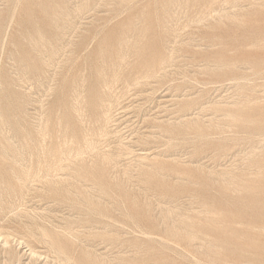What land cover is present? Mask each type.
Returning <instances> with one entry per match:
<instances>
[{
	"label": "rangeland",
	"instance_id": "374dc122",
	"mask_svg": "<svg viewBox=\"0 0 264 264\" xmlns=\"http://www.w3.org/2000/svg\"><path fill=\"white\" fill-rule=\"evenodd\" d=\"M81 76L88 99L113 94L99 122L68 108ZM0 144L3 193L25 195L8 231L41 255L22 245L13 264H61L39 233L70 227L59 239L83 264H264V0H0ZM79 146L95 155L75 161ZM57 149L55 185L16 183L26 152Z\"/></svg>",
	"mask_w": 264,
	"mask_h": 264
},
{
	"label": "bare ground",
	"instance_id": "6f19581e",
	"mask_svg": "<svg viewBox=\"0 0 264 264\" xmlns=\"http://www.w3.org/2000/svg\"><path fill=\"white\" fill-rule=\"evenodd\" d=\"M11 2H13V1H11ZM10 2V3H11ZM236 2V1H235ZM14 3H17V1L16 2H14ZM14 3H13V5H14ZM12 4V3H11ZM15 7V5L13 6V8ZM12 8V10H15L16 9V7L13 9ZM11 10V9H10ZM8 12H9V10H8ZM12 12V11H11ZM14 13H15V11H13ZM10 15H12V13L10 14ZM14 15V14H13ZM13 17V16H9V20L11 19V18ZM56 17V16H55ZM54 22V21H53ZM59 26V25H58ZM41 37V36H40ZM38 38V37H37ZM42 38V37H41ZM40 38V39H41ZM43 40V39H42ZM126 41V40H125ZM45 43V42H44ZM49 43V42H48ZM41 46L42 47H44V45H42L41 44ZM48 46H51V45H48ZM121 46V45H120ZM44 49V48H43ZM57 50V49H56ZM60 50V49H59ZM34 51H36V50H34ZM45 51V50H44ZM102 51V50H101ZM56 52V51H55ZM125 52V51H124ZM41 53V52H40ZM39 53V51H38V54H40ZM54 53V52H53ZM52 53V54H53ZM57 53V52H56ZM51 54V53H50ZM126 54V53H125ZM40 55H42V57H44V55L41 53ZM115 55V54H114ZM38 56V55H37ZM50 56H52V55H50ZM78 56V55H77ZM39 57H41V56H39ZM47 57V56H46ZM46 57H45V60H48V59H46ZM53 57V56H52ZM54 57H57V56H54ZM59 57V56H58ZM119 57V56H118ZM169 58V57H168ZM44 59V58H43ZM43 59H42V62H44L43 61ZM51 59V58H50ZM77 59V58H76ZM119 59H122L121 57L119 58ZM73 60V59H72ZM159 60H161V59H159ZM50 61H52V60H50ZM54 61H55V59H54ZM57 61V60H56ZM55 61V62H56ZM64 61V60H63ZM66 61V60H65ZM75 61V60H74ZM74 61H72V63L74 62ZM162 61V60H161ZM104 62V61H103ZM157 62V61H156ZM163 63H164V61H162ZM162 62H159V63H162ZM50 63H52V62H50ZM54 63V62H53ZM62 63V62H61ZM75 63V62H74ZM73 63V64H74ZM102 63V62H101ZM56 64V63H55ZM71 64V63H70ZM85 64V63H84ZM113 63H111V65H112ZM48 65H49V61H48ZM53 65V64H52ZM109 65V64H108ZM162 65V64H161ZM223 65V64H222ZM84 66V65H83ZM113 66H114V64H113ZM116 66V65H115ZM24 67V66H23ZM46 67H48V66H46ZM68 67H69V65H68ZM72 67V65L70 66V68ZM117 67V66H116ZM87 68V67H86ZM107 68H109V67H107ZM67 69V68H66ZM157 69V68H156ZM152 70V69H151ZM153 70H154V68H153ZM161 70V69H160ZM159 70V71H160ZM65 71V70H64ZM115 71V70H114ZM119 71V70H118ZM66 73H68L67 72V70L65 71ZM83 72H84V70H83ZM98 72V71H97ZM161 72V71H160ZM71 73V72H70ZM137 74H139L138 72H137ZM137 74H135V75H137ZM56 75V74H55ZM73 75V74H72ZM81 75H83V73H81ZM117 75V74H116ZM116 75H115V77H116ZM153 75H154V73H153ZM66 76V74H64V77ZM69 76V75H68ZM101 76V75H100ZM70 77V76H69ZM98 77V76H97ZM143 77H144V75H143ZM154 77V76H153ZM65 78H67V77H65ZM102 78V77H101ZM149 78V77H148ZM148 78H146V79H148ZM28 79V78H27ZM113 79V78H112ZM141 79V78H140ZM144 79V78H143ZM20 80V79H19ZM65 80V79H64ZM99 80V79H98ZM37 81V80H36ZM107 81V80H106ZM116 81V80H115ZM139 81V79L138 80H135L134 82V84H136L137 82ZM102 86H104V87H109L111 84H114V81H108V82H104L103 80H102ZM139 83V82H138ZM24 85V84H23ZM62 85V84H61ZM116 85V84H115ZM114 85V86H115ZM133 85V84H132ZM137 85V84H136ZM134 86V85H133ZM132 86V87H133ZM129 87V86H128ZM98 88V87H97ZM105 89V88H104ZM107 90H108V88H106ZM105 89V90H106ZM125 89V88H124ZM116 90V89H115ZM115 90H114V92H115ZM100 91H103V90H100ZM111 93V90H109V92L108 93H105V95L103 94V95H101V96H99V97H97V98H94V96H92L91 97V99H88L87 98V95H86V90H85V80H84V78H83V76H81L78 80H76V78H75V80H73V82H72V87H71V89H70V93H69V99H70V106L68 105V108L70 107V109L69 110H71L72 111V115L78 120V121H80L81 122V124H82V121L83 120H85L84 118L90 113H94V115H98V113H100V116H96V119H95V117H94V121H93V123H95V122H99V118L101 117V115H102V113H103V115L107 112V113H110V112H108V111H110V110H108L107 109V106L105 107L104 105H103V103L105 104V103H110V99H109V97H110V94ZM112 94V93H111ZM99 95V94H98ZM113 95V94H112ZM68 97V96H67ZM96 97V96H95ZM135 97V96H134ZM115 98V97H114ZM117 98V97H116ZM120 98H122V96L120 97ZM119 98V99H120ZM63 100H64V98H63ZM116 100V99H115ZM114 100V102H116ZM65 101V100H64ZM63 101V102H64ZM69 101V100H68ZM40 103V102H39ZM67 103V102H66ZM112 103V102H111ZM116 104H117V102H116ZM120 104V103H119ZM125 104V103H124ZM216 104V103H215ZM63 105H66V104H63ZM107 105H109V104H107ZM212 105V104H211ZM67 106V105H66ZM66 106H64L65 108H66ZM110 107H111V105H110ZM110 107H108V108H110ZM113 107H114V105H113ZM118 107V106H117ZM128 107V106H127ZM134 107V106H133ZM122 108V107H121ZM114 109V108H113ZM65 110V112H66V109H64ZM108 110V111H107ZM115 110H117L116 108H115ZM68 111V110H67ZM69 112V111H68ZM67 112V113H68ZM69 114H70V112H69ZM193 114V113H192ZM230 113H227L226 115H229ZM63 115V114H62ZM68 114H66V116H67ZM119 115V114H118ZM65 116V115H64ZM108 116H110V115H108ZM107 116V117H108ZM111 116H113V115H111ZM233 116V115H232ZM232 116H228V117H231L232 118ZM236 117H238L237 115H235ZM56 117V116H55ZM68 117V116H67ZM89 117V116H88ZM106 117V116H105ZM234 117V116H233ZM73 118V117H72ZM110 118H112V117H109V119ZM48 119H50L49 117H48ZM90 119V118H89ZM55 120V119H54ZM105 120H106V118H105ZM111 120V119H110ZM118 120V119H117ZM159 120V119H158ZM175 120V119H174ZM59 121H60V119H59ZM87 121V120H86ZM107 121V120H106ZM115 121V120H114ZM113 121V122H114ZM169 121V120H168ZM236 121H238V120H236ZM53 122V121H52ZM107 122H110V124L112 123L111 121H107ZM117 122V121H116ZM115 122V123H116ZM182 122V121H181ZM39 123V122H38ZM88 123V122H87ZM104 124H105V122H103ZM58 124V123H57ZM102 124V123H101ZM38 125V124H37ZM45 125H47V124H45ZM44 125V126H45ZM59 125V124H58ZM57 125V126H58ZM88 125V124H87ZM99 125V124H98ZM106 125H108L107 123L105 124V126ZM9 126V125H8ZM66 126V125H65ZM91 126V125H90ZM105 126L103 127V128H105ZM21 127V126H20ZM46 127V126H45ZM59 128V127H58ZM65 128V127H64ZM93 128V127H92ZM98 128H100V127H98L97 126V129ZM103 128H101V130L100 131H103ZM23 129H25L24 127H23ZM22 129V130H23ZM40 129H42V128H40ZM40 129H38L37 130V132L40 130ZM54 129V128H53ZM66 129V128H65ZM87 129V128H86ZM89 129H90V127H89ZM96 129V128H95ZM154 129V128H153ZM29 130V129H28ZM43 130V129H42ZM106 130H107V128H106ZM6 131H7V129H6ZM10 131V130H9ZM19 131V130H18ZM24 132H25V130H23ZM27 131V130H26ZM44 131V130H43ZM105 131V130H104ZM119 131V130H118ZM19 132H21V131H19ZM40 132V131H39ZM98 132V131H97ZM174 132V131H173ZM7 133V132H6ZM83 133V132H82ZM95 133V132H94ZM103 133V132H102ZM100 134L101 136L103 135V134ZM105 133V132H104ZM22 134V133H21ZM37 134V133H36ZM40 134V133H39ZM85 134V133H84ZM93 134V133H92ZM91 134V136H93ZM106 134H107V131H106ZM115 133H113V135H114ZM119 134V133H118ZM38 135V134H37ZM43 133H42V137H43ZM83 135V134H82ZM99 134L97 135V137L99 138V137H101ZM147 135V134H146ZM149 135V134H148ZM40 136H41V134H40ZM88 136V135H87ZM87 136L85 135H83L82 137H81V139H82V141H83V143H85V144H87L88 146H90L89 145V137L91 138V136H89L88 138H87ZM104 136H105V134H104ZM104 136H102V137H104ZM153 136V135H152ZM41 137V138H42ZM75 137V136H74ZM101 137V138H102ZM2 138V137H1ZM24 138L27 140V143H26V140H25V144H26V147H27V149H28V151H29V148H31V145H33V144H31V145H29L28 144V142H30L31 141V138L29 137V134H24ZM35 138V137H34ZM40 138V137H39ZM62 138V137H61ZM147 138V137H146ZM154 138V137H153ZM166 138V137H165ZM64 139V138H63ZM72 139V138H71ZM74 139V138H73ZM77 138L75 137V140H76ZM100 139V138H99ZM132 139V138H131ZM4 140V139H3ZM7 140V139H6ZM24 140V139H23ZM43 140V139H42ZM57 140H58V138H57ZM57 140H54V141H56V143H57ZM5 141V140H4ZM36 141V140H35ZM34 141V142H35ZM51 141V140H50ZM52 141H53V139H52ZM51 141V142H52ZM71 141V140H70ZM91 141H93V140H91ZM121 141V140H120ZM7 142V141H6ZM5 142V143H6ZM32 142H33V139H32ZM36 142H38V140L36 141ZM43 142V141H42ZM72 142H74L73 140H72ZM71 142V143H72ZM78 142V141H77ZM98 142V141H97ZM21 143V142H20ZM39 144H40V142H38ZM37 143V146L39 145ZM53 143V142H52ZM63 143V142H62ZM70 143V144H71ZM79 143V142H78ZM121 143V142H120ZM126 143V142H125ZM10 143H8V145H9ZM13 144V143H12ZM50 144V143H49ZM48 144V145H49ZM70 144H68V145H70ZM84 144V145H85ZM91 144V143H90ZM117 144V143H116ZM1 145V144H0ZM3 145V144H2ZM21 145V144H20ZM34 145H36V143L34 144ZM46 145V144H45ZM52 145H54L55 146V144H51V146H49V148L50 147H52ZM57 145V144H56ZM77 145V144H76ZM81 145V144H80ZM83 145V144H82ZM119 145V144H118ZM36 146V147H37ZM43 146H44V144L42 145V148H43ZM87 146V147H88ZM92 146H95V145H92ZM92 146H90V147H88V148H90V149H94L95 147H92ZM14 147V146H13ZM17 147V146H16ZM20 147V146H19ZM22 147V146H21ZM45 147V146H44ZM56 147V146H55ZM63 147V146H62ZM97 147V146H96ZM121 147H122V145H121ZM34 148H35V146H34ZM34 148H33V150H34ZM52 148H54V147H52ZM52 148H51V150H52ZM57 148V147H56ZM66 148V147H65ZM69 148V147H68ZM84 148H86V147H84ZM119 148V147H118ZM1 149H3V148H1ZM17 149V148H16ZM36 149V148H35ZM43 149H46V148H43ZM63 149V148H62ZM67 149V148H66ZM66 149H64L65 151H66ZM72 149H74V148H72ZM126 148H124V150H125ZM127 149H129V148H127ZM6 150V149H5ZM20 150H21V148H20ZM19 149H18V151H20ZM32 150V149H31ZM38 150V149H37ZM42 152H40V154L41 153H43L44 152V150H42V149H40ZM49 150L50 149H48V152H49ZM50 150V151H51ZM54 150V149H53ZM68 150L69 149H67V152H68ZM70 150H71V148H70ZM83 150V146H79V147H76L74 150H73V152H74V154L75 155H77V157L79 158H81V156L82 155H84L83 153H85L86 154V152L88 151V149L85 151V152H83L82 151ZM95 150H96V148H95ZM12 151V150H11ZM10 151V152H11ZM22 151V150H21ZM23 151H24V148H23ZM22 151V152H23ZM36 151V150H35ZM47 151V150H46ZM92 151L93 150H90V152H88V153H92ZM98 151V150H97ZM100 151V150H99ZM125 151H127V150H125ZM6 152V151H5ZM26 152V151H25ZM36 152H38V151H36ZM47 152V153H48ZM54 152H56V151H54ZM53 152V153H54ZM59 152V153H58ZM82 152V153H81ZM94 152V151H93ZM20 153V155L22 154L21 152H19ZM26 153H28V156H27V158L28 157H30L29 158V160L31 161H29L30 163H28L27 165H29V164H31V165H29V166H25V164L23 165V168H20L21 167V165H20V169H23L22 171H21V174H20V176L18 177V176H15L16 178V183L17 184H19V185H22V184H25V182L26 183H28L29 184V182L28 181H35V179H36V181L37 182H32V184H34V183H39V182H42L43 180H44V178H46L45 180H47L46 181V183L49 181V179H51V178H49L50 176H53V173L54 172H56L57 170H60V171H57V172H62L61 171V167H63V166H61V165H59L60 163L59 162H61V158L62 157H64L65 155H66V152H65V154H64V152L62 153H60V150H58L57 149V152L56 153H58L57 155H55V154H51V156L52 157H50V158H52V161L50 162L49 160H45L44 161V163H42L41 162V160H37V161H34L32 158H33V152H26ZM46 153V152H45ZM51 153H52V151H51ZM88 153L86 154V155H88ZM102 153V152H101ZM110 153V152H109ZM35 154V153H34ZM68 154H70L69 152H68ZM110 154H112V153H110ZM110 154H109V156H110ZM130 154V153H129ZM5 155H7L6 153H5ZM42 155V154H41ZM46 155V154H45ZM49 155V154H48ZM72 156H74L73 154H71ZM79 155V156H78ZM94 155H95V152H94ZM8 156V155H7ZM19 156V155H18ZM58 156V157H57ZM72 156H70L69 158L70 159H73V157ZM85 156V155H84ZM91 156V155H90ZM113 156V155H112ZM124 156V155H123ZM11 156L9 155V158H10ZM13 157V156H12ZM16 157V156H15ZM34 157H38L39 158V155L38 156H34ZM57 158L58 159V164L55 162L56 160L54 159V158ZM67 157V156H66ZM83 157V156H82ZM106 157H108V156H105V158ZM0 158H1V156H0ZM5 157L3 156L1 159H4ZM18 158H20V156L18 157ZM22 158H24V157H22ZM44 158H46V157H44ZM43 158V159H44ZM60 158V159H59ZM76 158V157H75ZM80 158L79 159H74L75 161L76 160H80ZM111 159H112V157H110ZM109 158V159H110ZM142 158H143V156H142ZM141 158V159H142ZM13 159V158H12ZM70 159H65L64 158V160L66 161H69ZM83 159H84V157H83ZM83 159H81V161L83 160ZM101 159H103L102 158V156H101ZM108 159V160H109ZM144 159V158H143ZM5 160V159H4ZM17 160V159H16ZM20 160V159H19ZM24 161H27V160H25V159H23ZM22 160V161H23ZM55 160V161H54ZM60 160V161H59ZM63 160V159H62ZM90 160V159H89ZM107 160V159H106ZM6 161V160H5ZM21 161V162H22ZM23 161V162H24ZM72 162H74L73 160H71ZM71 161H69V163L70 164H72L71 163ZM80 161V162H81ZM34 162H36V163H34ZM77 162H79V161H77ZM86 162V161H85ZM112 162V161H111ZM10 163H12L11 161H10ZM83 163V162H82ZM102 163V162H101ZM18 164V163H17ZM34 164H36V165H39L38 167H33L34 166ZM65 164V163H64ZM68 164V163H67ZM76 164V163H75ZM81 164V163H80ZM88 164V163H87ZM115 164V163H114ZM1 165V164H0ZM6 165V164H5ZM16 165V164H15ZM33 165V166H32ZM90 165V164H89ZM94 165V164H93ZM25 166V167H24ZM73 166H74V164H73ZM76 166H78V167H80L79 165H76ZM75 166V167H76ZM91 166V165H90ZM66 167V166H65ZM64 167V168H65ZM67 167H69V166H67ZM66 167V168H67ZM70 167H72V166H70ZM104 167V166H103ZM43 168H44V170H43ZM64 168H62L63 169V172L62 173H64V174H66V170H64ZM84 167H82V169H83ZM114 168V167H113ZM81 169V170H82ZM127 169V168H126ZM77 170V169H76ZM12 171V170H11ZM43 171V172H42ZM65 171V172H64ZM68 171V170H67ZM74 171V170H73ZM72 171V172H73ZM128 171V170H127ZM42 172V174H40ZM57 172H56V175H57ZM76 172V171H75ZM69 174H70V172H68ZM124 173V172H123ZM14 174V173H13ZM59 174V173H58ZM3 175V174H2ZM56 175L54 176V177H56ZM71 175V174H70ZM75 175H78V173L77 174H75ZM14 176V175H13ZM66 176V175H65ZM71 176H73V174L71 175ZM10 177V176H9ZM53 177V178H54ZM59 177H60V174H59ZM3 178V177H2ZM2 178L0 177V264H13V263H16V261H18V257H19V251H18V249L19 248H21L22 247V245L23 246H26L27 247V249H26V247L24 248V249H26V251H28V254L31 256V257H36V258H39L41 255L39 254V256L37 255L38 253H35V251H34V249L26 242V241H23V240H20V238L18 237V235L17 234H15L14 232H10V231H8V227H9V225H8V223H9V221L10 220H12L11 218H13L15 215H13V217H11L10 216V218L8 217V214L9 213H11V215H12V212H13V210L15 209L16 210V208L18 209L19 208V205H18V201H19V199L21 200L22 198H20V195H21V193L19 192V191H16V189H14V188H12V189H8V190H10V191H6V193L4 194L3 193V190L5 189L4 187V185H3V181H2ZM11 178H13V177H11ZM39 178H43V180L42 179H39ZM53 178H52V182L51 183H53L54 185H55V181H53ZM56 178H58V177H56ZM61 178V177H60ZM67 178H68V176H67ZM67 178H65V179H67ZM75 178V177H74ZM93 178V177H92ZM14 179V178H13ZM15 179H14V181H15ZM37 179H39L40 181L38 182V180ZM70 179V178H69ZM72 179V178H71ZM42 180V181H41ZM55 180H58V179H55ZM60 180V179H59ZM63 180V179H62ZM62 180H60V181H62ZM73 180V179H72ZM76 180V179H75ZM81 180V179H80ZM11 181H12V179H11ZM51 181V180H50ZM49 181V182H50ZM78 181V180H77ZM44 183L43 184H45L46 185V183H45V181H43ZM49 182H48V184H49ZM57 182V181H56ZM65 182H67L66 180H65ZM80 182V181H79ZM82 183L83 182H85V181H81ZM50 183V184H51ZM62 183V182H61ZM68 183V182H67ZM76 183V182H75ZM78 183V182H77ZM81 183V184H82ZM12 184V183H11ZM40 184V183H39ZM38 184V185H39ZM59 183L57 182L56 183V185H58ZM9 184H7V187L9 188L10 186H8ZM27 185V184H26ZM31 185V184H30ZM60 185V184H59ZM64 185V184H63ZM70 185V184H69ZM12 186H13V184H12ZM18 186V185H17ZM29 186V185H28ZM39 186H41V185H39ZM50 187H51V185H49ZM61 186V185H60ZM83 185H81V187H82ZM23 187H24V185H23ZM31 187H33L32 185H31ZM45 186H43V189H46V188H44ZM47 187V186H46ZM56 187V186H55ZM58 187V186H57ZM64 187H67V186H64ZM69 187V186H68ZM67 187V188H68ZM80 187V188H81ZM87 187V186H86ZM86 187H84V188H86ZM25 188V187H24ZM23 188V189H24ZM27 188V187H26ZM34 188V187H33ZM39 188H41V187H39ZM38 188V189H39ZM49 188V187H48ZM20 189V188H19ZM28 189V188H27ZM42 189V188H41ZM42 189V190H43ZM70 189V188H69ZM68 189V190H69ZM71 189H72V187H71ZM74 189V188H73ZM89 189V188H88ZM91 189V188H90ZM89 189V190H90ZM48 190V189H47ZM46 190V191H47ZM57 190V189H56ZM85 190V189H84ZM99 190V189H98ZM97 190V191H98ZM24 191V190H23ZM31 191V190H30ZM48 191H50V190H48ZM58 191V190H57ZM73 191V190H72ZM72 191H70L69 190V192H72ZM86 191H87V189H86ZM96 191V190H95ZM100 191V190H99ZM5 192V191H4ZM43 192V191H42ZM61 192V191H60ZM65 193H66V191H64ZM68 192V193H69ZM74 192V191H73ZM73 192H72V194H73ZM25 193H26V190H25ZM45 193H47V192H45ZM50 193V192H49ZM68 193H66V194H68ZM86 194H87V192H85ZM96 193V192H95ZM24 194V193H23ZM53 194V193H52ZM90 194V193H89ZM94 194V193H93ZM76 195H77V193H76ZM91 195V194H90ZM74 196H75V192H74ZM88 196V195H87ZM92 196V195H91ZM90 196V197H91ZM95 196V199H97V198H99L98 196H97V198H96V195H94ZM5 197L7 198V200H5ZM22 197V196H21ZM24 197H25V195H24ZM24 197H23V199H24ZM60 197V196H59ZM77 197H79V196H77ZM88 198V197H87ZM94 198V197H93ZM22 199V200H23ZM102 199V198H101ZM3 200L5 201V202H3ZM25 200V199H24ZM23 200V201H24ZM62 200V199H61ZM77 200V199H76ZM81 200V199H80ZM23 201H21L22 203H23ZM67 201V200H66ZM69 201V200H68ZM81 201H83V200H81ZM87 201H88V199H87ZM97 201V200H96ZM21 202L19 201V204H21ZM73 203V202H72ZM71 203V204H72ZM81 203H84V202H81ZM86 203V202H85ZM89 203V202H88ZM98 203V202H97ZM75 203H73V205H74ZM18 205V206H17ZM22 205V204H21ZM23 205H25V204H23ZM78 205V204H77ZM70 206V205H69ZM20 207H22V206H20ZM29 207V206H28ZM84 208V207H83ZM22 209V208H21ZM87 209V208H86ZM125 209V208H124ZM14 210V211H15ZM30 210V209H29ZM172 210V209H171ZM19 211H21V210H19ZM19 211H16V212H18L17 214L19 215ZM27 211V210H26ZM35 211H36V209H35ZM89 211V210H88ZM92 211V210H91ZM170 210H168L166 213L168 214V212H169ZM16 212H14L13 214H15ZM31 212V211H30ZM38 212V211H37ZM46 212V211H45ZM51 212V211H50ZM93 212V211H92ZM21 213V212H20ZM24 213H26V212H24ZM23 213V214H24ZM33 213V212H32ZM43 213V212H42ZM172 212H170V214H171ZM38 214V213H37ZM165 214V213H164ZM167 214H166V216H167ZM17 215V216H18ZM21 215V214H20ZM24 215H28L27 213L26 214H24ZM32 215V216H31ZM30 215V213H29V215H28V217L30 218H27V216H26V218H25V220H31L30 222H28V223H31L32 221L34 222V218L32 219L31 217H33V215H34V213L33 214H31ZM36 215V214H35ZM35 215H34V217H35ZM101 215L102 216H104L102 213H101ZM169 215V214H168ZM82 216V215H81ZM100 215H98V217H99ZM21 217H23V216H21ZM38 217V216H37ZM169 217H170V215H169ZM16 218V217H15ZM14 218V219H15ZM18 218V217H17ZM17 218H16V220H17ZM102 218V217H101ZM18 219H20V218H18ZM169 219V218H168ZM39 221H40V219H38ZM170 220V219H169ZM19 221H21V220H19ZM54 221V220H53ZM42 222V221H41ZM171 222V221H170ZM27 223V224H28ZM35 223H37V220H35ZM34 223V224H35ZM43 223V222H42ZM41 223V224H42ZM33 224V223H32ZM33 224V225H34ZM38 224V223H37ZM36 224V225H37ZM44 224V223H43ZM47 224V223H46ZM45 224V225H46ZM263 224V223H262ZM38 225H40V224H38ZM49 225H51V224H49ZM58 225V224H57ZM56 225V226H57ZM53 226H54V224H53ZM53 226H50V227H53ZM72 226V225H71ZM173 226V225H172ZM38 227V226H37ZM79 227V226H78ZM96 227V226H95ZM40 229L41 228H43V227H39ZM57 228V227H56ZM55 228V229H56ZM72 227H70V229H71ZM80 228V227H79ZM106 228V227H105ZM36 229V228H35ZM65 229H67V228H65ZM70 229H67V230H70ZM83 229V228H82ZM85 229V228H84ZM264 229V228H263ZM39 230V229H38ZM57 230V229H56ZM67 230H60L59 232H54V233H50V232H48V231H46V230H40V231H42L41 233H39L40 235V239H41V242L42 243H46L48 246H49V249H50V251L54 254V259H51L50 257V260L52 261V260H56L57 262L56 263H61V264H83V262H82V259L81 260H77V258H75L74 257V255H73V253L71 252V250L69 249V248H67L64 244H62V242L60 241V239H59V237L61 236V235H67V234H69V231H67ZM73 230V229H72ZM75 230H77V229H75ZM98 230V229H97ZM102 230V229H101ZM5 231V232H4ZM90 231V230H89ZM163 231V230H162ZM185 232V231H184ZM187 232H189V231H187ZM76 233V232H75ZM78 233V232H77ZM80 233V232H79ZM29 234L31 235V236H36L35 235V231H33V230H29ZM74 234V233H73ZM38 235V234H37ZM189 234L187 233V236H188ZM192 236V235H191ZM190 236V237H191ZM194 236H192V238H193ZM37 238H38V236H37ZM71 238H74V236H71ZM38 240V239H37ZM74 240V239H73ZM80 240V239H79ZM40 241V240H39ZM75 241H77V239L75 238ZM81 241V240H80ZM72 242H74V241H72ZM77 242H79V241H77ZM85 244V243H84ZM86 247V246H85ZM23 248V247H22ZM22 251V250H21ZM51 252H50V254H51ZM86 252H88L87 250H86ZM27 254V253H26ZM88 256L90 255V254H87ZM51 257H52V255H50ZM87 257V256H86ZM94 257V256H93ZM105 257V256H104ZM43 258H45V257H43ZM48 258V259H49ZM53 258V257H52ZM28 259V258H27ZM97 259V258H96ZM38 260V259H37ZM46 260V259H45ZM101 261L102 260H100V264H102L101 263ZM112 261V260H111ZM42 262V261H41ZM49 262V261H48ZM108 262V261H107ZM107 262H106V264H107ZM46 263H47V261H46ZM45 263V264H46ZM52 263V262H51ZM44 264V263H43ZM55 264V263H54ZM116 264V263H115Z\"/></svg>",
	"mask_w": 264,
	"mask_h": 264
}]
</instances>
